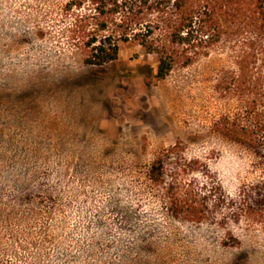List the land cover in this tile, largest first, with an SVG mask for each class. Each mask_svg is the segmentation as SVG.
<instances>
[{
    "label": "rangeland",
    "instance_id": "rangeland-1",
    "mask_svg": "<svg viewBox=\"0 0 264 264\" xmlns=\"http://www.w3.org/2000/svg\"><path fill=\"white\" fill-rule=\"evenodd\" d=\"M67 1L0 0V264H264L259 227L226 246L221 228L166 214L145 181L175 144L209 154L229 187L243 176L212 130L232 107L215 92L223 58L156 79L155 58L125 45L85 65Z\"/></svg>",
    "mask_w": 264,
    "mask_h": 264
},
{
    "label": "trees",
    "instance_id": "trees-1",
    "mask_svg": "<svg viewBox=\"0 0 264 264\" xmlns=\"http://www.w3.org/2000/svg\"><path fill=\"white\" fill-rule=\"evenodd\" d=\"M62 11L63 33L88 66L115 61L125 45L155 58L156 79L223 58L215 92L232 107L212 130L236 150L243 176L229 187L209 154L188 157L175 144L154 157L145 181L166 214L221 228L226 246L239 244L240 225L264 233V0H68Z\"/></svg>",
    "mask_w": 264,
    "mask_h": 264
}]
</instances>
